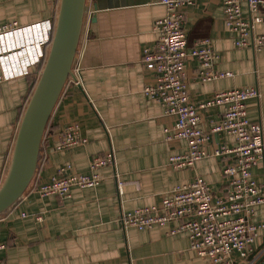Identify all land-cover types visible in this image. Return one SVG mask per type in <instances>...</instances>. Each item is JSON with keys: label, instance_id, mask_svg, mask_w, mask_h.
<instances>
[{"label": "crops", "instance_id": "0c3cea01", "mask_svg": "<svg viewBox=\"0 0 264 264\" xmlns=\"http://www.w3.org/2000/svg\"><path fill=\"white\" fill-rule=\"evenodd\" d=\"M242 12L249 17L244 5ZM56 13V0H0V26L51 22ZM164 14L157 0H87L74 62L78 84L63 91L52 114L34 183L48 181L66 166L71 174L88 175L95 157H108L110 163L98 169L102 179L98 186L72 188L69 198L40 199L33 183L0 216V264H209L191 250L184 233L169 236V227L138 231L124 228L120 221L125 213L158 206L174 187L195 178L203 179L219 196L227 186L221 171L228 157L210 155L180 170L168 165V159L184 154L187 145L166 140L174 121L159 103L143 95V88L154 79L141 64L143 50L152 48L157 38L153 23ZM182 26L189 45L209 39L219 56L215 70L232 74L203 83L197 77L198 62L189 61L185 82L191 101L203 103L216 92L255 87L259 98L248 102L247 115L260 125L264 141V47L234 48L220 0L200 1L184 9ZM260 34H264V16L254 28V35ZM37 74L33 67L27 76L0 84V185L30 91L28 77ZM221 114L220 108L201 111L202 127L207 130ZM70 124L86 143L55 151L62 129ZM218 143L232 144L224 135H214L206 150L212 154ZM252 172L264 185V165ZM253 221L264 225V206L256 209ZM248 258L264 264V228Z\"/></svg>", "mask_w": 264, "mask_h": 264}, {"label": "built area", "instance_id": "2783aa9c", "mask_svg": "<svg viewBox=\"0 0 264 264\" xmlns=\"http://www.w3.org/2000/svg\"><path fill=\"white\" fill-rule=\"evenodd\" d=\"M208 0H157L165 14L153 23L157 38L152 48L144 49L143 68L153 75V83L143 88V95L159 103L166 116L174 121L166 140L186 142L187 151L171 156L168 165L175 170L191 167L208 158L228 157L221 171L227 186L222 195H216L203 179L195 178L187 185L174 187L158 206L136 209L121 216L124 228L138 231L167 228V235L184 233L190 248L209 264H253L249 260L252 245L264 225L255 223L256 209L264 206V185L259 183L253 169L264 165V141L259 124L249 120L247 104L258 100L255 87L216 92L203 103H193L185 82V70L191 60L199 64L197 77L201 82L230 78V72L215 70L218 54L209 39H198L189 45L183 29L184 9ZM226 29L234 35L237 49L264 47V34L254 35L255 24L264 16V0H220ZM249 17H244L242 6ZM52 32L51 22L45 21L19 26L16 23L0 26V84L24 77L44 58L45 46ZM78 68L72 72L78 84ZM220 108L221 117L210 121L207 130L202 127L201 111ZM224 135L232 142L230 147L218 143L211 154L206 146L213 136ZM54 147L62 151L86 143L80 138L76 126H65ZM110 163L108 157H95L90 161L88 175L71 174L70 166L60 168L46 182L33 186L40 199L54 196L69 198L72 188L90 189L98 186V169ZM3 246L0 245V251Z\"/></svg>", "mask_w": 264, "mask_h": 264}, {"label": "water", "instance_id": "95a60500", "mask_svg": "<svg viewBox=\"0 0 264 264\" xmlns=\"http://www.w3.org/2000/svg\"><path fill=\"white\" fill-rule=\"evenodd\" d=\"M87 0H59L42 70L21 116L5 177L0 185V216L31 188L43 134L70 79ZM94 11L97 7L93 6ZM94 21V18L91 19Z\"/></svg>", "mask_w": 264, "mask_h": 264}, {"label": "trees", "instance_id": "16d2710c", "mask_svg": "<svg viewBox=\"0 0 264 264\" xmlns=\"http://www.w3.org/2000/svg\"><path fill=\"white\" fill-rule=\"evenodd\" d=\"M58 1H59V0H56L57 5H58ZM48 48H49V43L45 46V49H44V50H45V53H44V58H43V60L41 61V63H40L39 65H37V66L34 67V68H37V69H38L39 74H40V72H41V70H42V67H43V64H44V60H45L46 55H47ZM29 78H31V77H28V79H29ZM32 79H33V78H32ZM37 79H38V78H37ZM37 79H35V82L33 83V85H30V91H29V94H28V97H27L26 104H27V102H28V100H29V98H30L31 92H32V90H33V88H34V86H35V84H36ZM29 84H30V82H29ZM68 86H69V83H68V81H67L66 85L64 86L63 91H64ZM63 91H62V93H63ZM62 93H61V95H62ZM60 97H61V96H60ZM25 107H26V105H25ZM51 117H52V116H51ZM50 120H51V119H50ZM50 120H49V122H50ZM49 122H48V124H47V127H48V125H49ZM47 127H46V129H45L44 134H43L42 141H43V139H44V137H45V134H46V131H47ZM42 141H41V144H42ZM33 183H34V181H33ZM34 184H37V183H34ZM32 185H33V184H32Z\"/></svg>", "mask_w": 264, "mask_h": 264}, {"label": "rangeland", "instance_id": "374dc122", "mask_svg": "<svg viewBox=\"0 0 264 264\" xmlns=\"http://www.w3.org/2000/svg\"><path fill=\"white\" fill-rule=\"evenodd\" d=\"M38 74L32 79V77L31 78H29V82H30V85H33V83L35 82V79H37L38 78Z\"/></svg>", "mask_w": 264, "mask_h": 264}]
</instances>
